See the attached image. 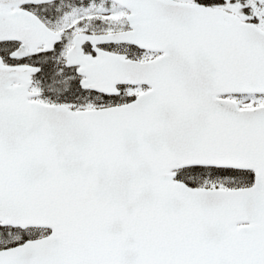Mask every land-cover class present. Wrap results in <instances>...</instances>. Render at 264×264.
I'll list each match as a JSON object with an SVG mask.
<instances>
[{"label": "snow or ice", "instance_id": "1", "mask_svg": "<svg viewBox=\"0 0 264 264\" xmlns=\"http://www.w3.org/2000/svg\"><path fill=\"white\" fill-rule=\"evenodd\" d=\"M0 264H264V0H0Z\"/></svg>", "mask_w": 264, "mask_h": 264}]
</instances>
